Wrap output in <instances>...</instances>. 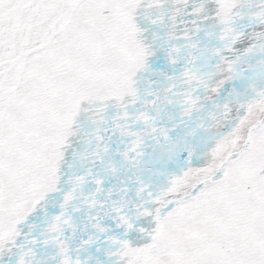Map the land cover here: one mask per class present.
Instances as JSON below:
<instances>
[{
    "label": "snow or ice",
    "instance_id": "1",
    "mask_svg": "<svg viewBox=\"0 0 264 264\" xmlns=\"http://www.w3.org/2000/svg\"><path fill=\"white\" fill-rule=\"evenodd\" d=\"M0 264H264V0H0Z\"/></svg>",
    "mask_w": 264,
    "mask_h": 264
}]
</instances>
